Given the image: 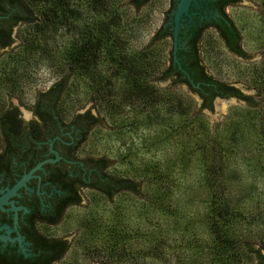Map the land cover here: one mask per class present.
<instances>
[{
  "label": "rangeland",
  "instance_id": "rangeland-1",
  "mask_svg": "<svg viewBox=\"0 0 264 264\" xmlns=\"http://www.w3.org/2000/svg\"><path fill=\"white\" fill-rule=\"evenodd\" d=\"M119 1L126 22H135L136 31L125 43L127 50L143 47L172 5V0H149L135 11L126 5L128 0ZM226 12L241 33L245 56L229 52L216 31L208 29L200 42L202 62L211 75L252 96L257 101L255 107L231 96L216 97L212 110H200L198 95L185 84H172V78L154 82L153 102L141 96L127 103L118 92L101 94L83 85L66 95L62 105L67 116L89 110L100 119L88 131L82 148L107 157L106 171L136 179L139 189L137 194L120 191L109 200L85 190L81 203L65 216L62 227L68 232L71 247L62 261L116 264L108 260L105 251L112 235L121 231L126 235L122 251L136 253V264L206 263L207 255L192 246L190 229L193 227L204 249L209 248L212 236L205 232L203 219L214 194L243 210L244 219L237 223L235 232L264 253V119L259 113L264 101V0H239ZM88 15L83 8L82 17ZM63 30L48 41V48L56 49L60 56L70 33ZM13 36L12 45L0 48V53L21 42V23ZM170 46L168 40L163 57ZM31 55L23 67L9 60L4 68L9 73V69L25 70L26 78L17 86L4 83L0 87V102L18 104L26 120L31 119L36 92L46 89L59 74L45 59L37 62V55ZM162 67L152 76L159 75ZM173 220L177 228L169 227ZM187 221L192 227L183 226ZM159 234L164 245L157 254L148 252Z\"/></svg>",
  "mask_w": 264,
  "mask_h": 264
},
{
  "label": "trees",
  "instance_id": "trees-1",
  "mask_svg": "<svg viewBox=\"0 0 264 264\" xmlns=\"http://www.w3.org/2000/svg\"><path fill=\"white\" fill-rule=\"evenodd\" d=\"M148 1L128 0L126 5L130 6L132 10L138 11ZM219 1L222 17H218L217 20L212 19L195 30L187 42L190 45L187 51L179 47L176 50V57L183 69L181 70L173 60L172 25L168 23V13L160 27L143 47L139 50H127L125 43L132 38L133 32L136 31L134 30L135 22L134 19L130 24L126 22L124 12L120 9L122 3L119 0H22L24 7L20 19L22 40L13 48L0 53L2 58L0 87L4 83L17 86L21 79L26 78L25 70L19 72L9 69L11 70L9 73L4 68L9 60L12 64L16 63V66L23 67V64L29 63L31 54L37 55V59H35L37 62L45 59L47 66L59 74L46 89L36 92L30 109L33 110L37 119L30 120L25 126L19 117L18 105L12 102H7L5 105L3 101L0 102V143L2 140L9 141L13 138L23 141L25 138H29V133L38 136V134L47 132L50 127H55L57 122L62 124L72 122L80 128L82 135L86 136L88 131L99 123L100 119L89 110L75 113L69 117L62 105L66 95L72 93L73 90H78L77 88L82 85L86 90H95L101 94H104L105 91L107 94L118 92L127 103L130 102V99H137L141 96L143 99L153 102L156 100L153 95L157 90L154 82L172 78V84H185L198 95L200 110H212V101L216 96L222 98L233 96L238 100L245 101L247 105L255 107L257 101L254 102L252 96H247L233 84L211 75L202 62L200 42L204 28L210 23L216 26V33L229 52L245 56L240 42L241 33L230 16L224 15L222 10L226 4H236L239 0ZM175 2L172 0L168 12L173 9ZM83 8L90 14L87 18L82 17ZM62 28H65V31L62 32L69 31L70 33L60 56L57 55L59 51L53 50L51 47L48 48V41ZM168 40H171V46L163 57ZM9 43L8 38H0L1 47H5ZM184 52L188 53L187 58H183ZM167 61L168 63L163 68L162 66ZM262 66L264 68V64ZM161 67L163 69L160 74L152 76L155 69ZM14 73L15 75H13ZM22 73L23 75H21ZM168 88L170 86L162 89L167 90ZM259 111L263 116L261 118L264 119V101L263 108ZM108 163L107 157L98 156L96 158L98 171L95 183L83 182L87 186H94V189L91 190L92 193L100 195L105 200H109L120 191L137 194L139 181L109 173L106 171V168L109 167ZM212 197L208 215L203 219L205 232L211 233L212 236L209 248L204 249L203 244L198 241L191 221L183 224L186 228L192 227L190 229L193 239L192 246L207 255V262L202 264H247V262L264 264L262 248H254L251 241L239 237L235 232L237 223L244 219L243 210L232 206L222 196L218 198V195L214 194ZM78 200L77 197L76 202ZM158 209L167 213L163 208ZM177 219L179 218L177 217ZM176 222L173 220L169 227L176 226L177 228ZM178 229L180 228L178 227ZM164 241L165 239L163 240L159 234L157 242L148 252L157 254V250H160L164 245ZM187 242L190 243V240ZM125 244V233L121 231L114 233L112 239L110 238V245L105 251L108 260L116 264L128 262L136 264L134 262L136 253L133 256L129 252L122 251ZM124 256L126 258H123ZM143 256L142 258H144ZM189 264L198 263L192 260Z\"/></svg>",
  "mask_w": 264,
  "mask_h": 264
},
{
  "label": "flooded vegetation",
  "instance_id": "flooded-vegetation-1",
  "mask_svg": "<svg viewBox=\"0 0 264 264\" xmlns=\"http://www.w3.org/2000/svg\"><path fill=\"white\" fill-rule=\"evenodd\" d=\"M219 2L199 0L197 5L190 6L191 20L183 21L179 30L177 46L180 49L190 48L187 42L200 26L222 17ZM231 5L234 4L228 3L222 8L224 15H228L226 9ZM23 8L22 0H0V38L10 40L7 46L0 48L12 45ZM208 29L217 31L212 23L204 32ZM187 54L184 52L183 58H187ZM18 110L24 126L37 119L32 109L30 120L21 115L19 106ZM32 134L23 141L13 138L0 143V264H68L62 260L71 244L62 226L67 211L81 203L85 190L94 189L83 182L95 183L98 155L82 148L86 136L72 122H57L43 134ZM47 158L51 160L31 171ZM28 172L29 178L5 196Z\"/></svg>",
  "mask_w": 264,
  "mask_h": 264
},
{
  "label": "water",
  "instance_id": "water-1",
  "mask_svg": "<svg viewBox=\"0 0 264 264\" xmlns=\"http://www.w3.org/2000/svg\"><path fill=\"white\" fill-rule=\"evenodd\" d=\"M199 0H176L175 5L171 11V21L169 22L172 25V38H173V47H172V54H173V60L177 63L178 67L182 69L180 62L178 61V58L176 57V50L178 48L177 41L179 36V30L182 27V23L185 20H191V13H189L190 6L197 5V2ZM187 16V17H185ZM187 18V19H186ZM233 97V96H232ZM222 99V97H220ZM236 98V97H235ZM58 156H56L57 158ZM51 159H44L43 161L39 162L31 171L34 169L40 167L41 163L50 161ZM30 176V172L24 174L22 178L11 188L7 191V194L5 196H8L13 192V190L22 184L26 179H28ZM4 196V197H5Z\"/></svg>",
  "mask_w": 264,
  "mask_h": 264
},
{
  "label": "bare ground",
  "instance_id": "bare-ground-1",
  "mask_svg": "<svg viewBox=\"0 0 264 264\" xmlns=\"http://www.w3.org/2000/svg\"><path fill=\"white\" fill-rule=\"evenodd\" d=\"M223 105H224V102L222 101V102L220 103V108H223Z\"/></svg>",
  "mask_w": 264,
  "mask_h": 264
}]
</instances>
